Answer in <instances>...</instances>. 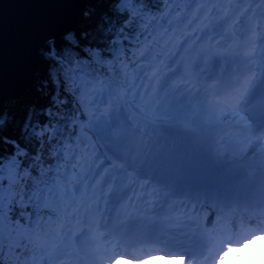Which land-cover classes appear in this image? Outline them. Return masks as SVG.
<instances>
[{
    "label": "trees",
    "instance_id": "trees-1",
    "mask_svg": "<svg viewBox=\"0 0 264 264\" xmlns=\"http://www.w3.org/2000/svg\"><path fill=\"white\" fill-rule=\"evenodd\" d=\"M179 3L183 0H88L76 27L42 47L34 83L20 97H9L0 113V214L10 224L0 240V264L25 261V249L48 244L41 237L51 216L48 207L56 201V185L66 179L57 162L72 149L80 159L82 134L93 140L80 126L86 118L78 73L115 84L113 75L121 74L119 41L136 37L139 44L138 37L154 33L153 22L166 23ZM43 196L49 201L44 209Z\"/></svg>",
    "mask_w": 264,
    "mask_h": 264
},
{
    "label": "water",
    "instance_id": "water-1",
    "mask_svg": "<svg viewBox=\"0 0 264 264\" xmlns=\"http://www.w3.org/2000/svg\"><path fill=\"white\" fill-rule=\"evenodd\" d=\"M88 0H0V113L34 83L42 47L72 31Z\"/></svg>",
    "mask_w": 264,
    "mask_h": 264
},
{
    "label": "bare ground",
    "instance_id": "bare-ground-1",
    "mask_svg": "<svg viewBox=\"0 0 264 264\" xmlns=\"http://www.w3.org/2000/svg\"><path fill=\"white\" fill-rule=\"evenodd\" d=\"M136 63H137V67L145 68V72L142 74V76L145 79V83H148L151 80V74H155L159 70L158 66H156V65L154 66V65L150 64L149 62L143 63L140 61H136ZM99 93H101V92L99 91ZM99 98H100V101H102V102L114 103V105H116V106H117V103L120 101V100L118 101L116 98H110V96L105 94V93L102 94V96H100ZM94 105L96 106L97 104L94 103ZM94 105L93 106L89 105L88 111H89L91 117L100 118L103 122L102 127L99 130H97L99 132L100 136L102 137L104 134H109L110 132L115 133V131H113V129L111 127V123L109 122V120L112 118L118 117L120 108H114L112 110V112L110 113V115L107 116V118H103V117H99L98 114L94 115V113H95ZM120 105H121V101H120ZM124 111H127V109H124ZM225 114L228 115L230 117V119L234 120V113L233 112L227 111V112H225ZM103 115H105V113H103ZM107 120H108V122H107ZM147 124L149 126L155 127V126H157V121L148 122ZM261 150H264V147H262Z\"/></svg>",
    "mask_w": 264,
    "mask_h": 264
},
{
    "label": "rangeland",
    "instance_id": "rangeland-1",
    "mask_svg": "<svg viewBox=\"0 0 264 264\" xmlns=\"http://www.w3.org/2000/svg\"><path fill=\"white\" fill-rule=\"evenodd\" d=\"M196 2V0H192L191 2H190V4H192V5H194V3ZM196 15V17H199V16H201V13L200 14H195ZM159 26V23H155V27H158ZM168 34H170L171 36H172V39H171V43L173 44V45H175V46H177L176 45V40H175V36H177V34L176 33H174V32H172V30H170V32H168ZM132 74H136V75H132L134 78L133 79H135V82H134V80H133V86H132V91L134 92V93H137L138 94V92L141 90V83H138V81H136V79H138V78H136V76L137 75H140L141 73L138 71V69H134V71H133V73ZM131 76V77H132ZM95 86H96V88H94V89H96L97 91L99 90V89H102V86L104 87V84H102L100 81H98V82H96L95 84H94ZM124 92H126L125 90H124ZM85 96H86V93H85ZM87 101V100H86ZM89 104H93V99L92 98H89L88 99V101L85 103V107H86V113H87V117H88V120L90 119L89 117H90V113L89 112H87V107H88V105ZM153 101H151L150 102V106L151 107H153ZM154 108V107H153ZM156 111V110H155ZM157 112V111H156ZM90 126H92L91 124H90Z\"/></svg>",
    "mask_w": 264,
    "mask_h": 264
}]
</instances>
